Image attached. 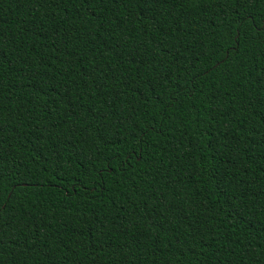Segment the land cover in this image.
Returning a JSON list of instances; mask_svg holds the SVG:
<instances>
[{
	"label": "trees",
	"instance_id": "trees-1",
	"mask_svg": "<svg viewBox=\"0 0 264 264\" xmlns=\"http://www.w3.org/2000/svg\"><path fill=\"white\" fill-rule=\"evenodd\" d=\"M0 264H264V0H0Z\"/></svg>",
	"mask_w": 264,
	"mask_h": 264
}]
</instances>
